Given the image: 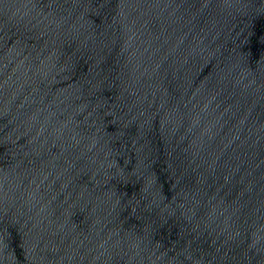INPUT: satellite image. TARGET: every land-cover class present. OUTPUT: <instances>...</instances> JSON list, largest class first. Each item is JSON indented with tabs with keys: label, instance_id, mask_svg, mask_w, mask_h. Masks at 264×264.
I'll list each match as a JSON object with an SVG mask.
<instances>
[{
	"label": "water",
	"instance_id": "water-1",
	"mask_svg": "<svg viewBox=\"0 0 264 264\" xmlns=\"http://www.w3.org/2000/svg\"><path fill=\"white\" fill-rule=\"evenodd\" d=\"M0 264H264V0H0Z\"/></svg>",
	"mask_w": 264,
	"mask_h": 264
}]
</instances>
